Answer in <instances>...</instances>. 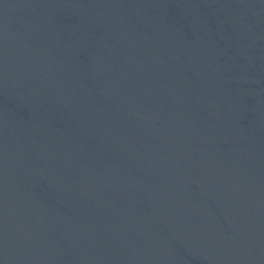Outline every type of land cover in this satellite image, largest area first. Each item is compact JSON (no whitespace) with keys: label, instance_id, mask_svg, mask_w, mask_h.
<instances>
[{"label":"water","instance_id":"obj_1","mask_svg":"<svg viewBox=\"0 0 264 264\" xmlns=\"http://www.w3.org/2000/svg\"><path fill=\"white\" fill-rule=\"evenodd\" d=\"M0 264H264V0H0Z\"/></svg>","mask_w":264,"mask_h":264}]
</instances>
